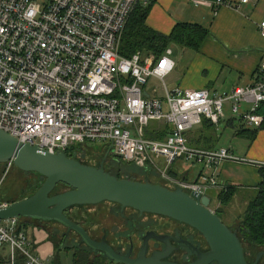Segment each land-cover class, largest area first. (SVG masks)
<instances>
[{
    "label": "built area",
    "instance_id": "1",
    "mask_svg": "<svg viewBox=\"0 0 264 264\" xmlns=\"http://www.w3.org/2000/svg\"><path fill=\"white\" fill-rule=\"evenodd\" d=\"M154 1L0 0V131L49 153L95 145L101 156L155 171L166 184L188 194L225 192L217 166L243 160L226 148L190 149L187 134L204 120L218 130L225 106L246 128L259 129L264 61L256 82L230 92L169 89L166 79L175 69L170 49L158 58L119 53L134 9ZM189 1L214 13L233 7L228 0ZM257 28L264 40V20ZM163 126L170 129L163 140L147 137L149 131L159 134ZM179 158L201 167L195 182L168 174ZM7 205L0 202V209ZM3 248L9 252L6 264H16L17 255L25 264H42L18 219L0 221Z\"/></svg>",
    "mask_w": 264,
    "mask_h": 264
},
{
    "label": "crops",
    "instance_id": "2",
    "mask_svg": "<svg viewBox=\"0 0 264 264\" xmlns=\"http://www.w3.org/2000/svg\"><path fill=\"white\" fill-rule=\"evenodd\" d=\"M228 1L232 2L233 7L219 8L216 13L207 5L196 6L189 0H155L151 4L145 23L154 32L168 36L176 24L196 25L208 31L199 51L193 52V55L189 50L171 44L181 50L184 60L181 57L177 61L173 60L174 71L177 69L178 74L174 80L170 79L169 89L181 87L225 93L235 87H245L256 82L259 65L264 61V40L260 38L257 28L264 20V0H250L246 4L239 3L238 0ZM237 5L238 9L235 8ZM233 120L225 118L222 123V128L231 130L229 137L234 139L226 149L243 162H222L216 171L220 182L234 191L228 206L237 195L257 192L260 182L258 171L264 166V129L259 130L250 142L246 132L251 130L237 128V123ZM196 127L197 130L193 128L187 134L190 149L209 152L223 147L216 146L222 136L214 134L215 129L207 121L204 120ZM211 130L214 132H210ZM240 131L246 132L239 135ZM190 163L182 172L172 169V166L168 174L179 181L195 182L201 173V167L196 169L197 164L192 161ZM144 173L149 175V171ZM165 186L170 187V184ZM211 191H215L216 195L220 193L216 189H209L206 195ZM227 218L232 223L236 221L230 214ZM19 227L30 242L31 252L42 264H73L74 256L84 247L79 244L77 235H67L65 228L55 223L20 219ZM111 244H115L113 239ZM8 256V249H0V264H6ZM95 257L102 258L90 253V260ZM16 264H25L21 255H17Z\"/></svg>",
    "mask_w": 264,
    "mask_h": 264
},
{
    "label": "water",
    "instance_id": "3",
    "mask_svg": "<svg viewBox=\"0 0 264 264\" xmlns=\"http://www.w3.org/2000/svg\"><path fill=\"white\" fill-rule=\"evenodd\" d=\"M9 162H12L14 170L39 175L43 182L30 197L0 209V221L32 219L57 222L67 232L76 234L80 245L114 264H258L264 258V251H260L252 263L245 260L237 234L209 210L210 198L207 195L188 194L180 188L169 189L147 180L141 182L118 179L105 172L101 165L94 167L83 164L67 157L64 152L49 153L36 146L21 143L0 131V165ZM60 184L68 190L53 195ZM103 203L182 224L202 237L207 251L200 252L187 240H175L177 244L187 248L193 260L169 261L170 255L178 251L170 244L172 238L147 232L136 257L131 258L132 249L127 253H117L104 239H93L84 228L65 215L73 207ZM149 240L163 244L164 250L146 256Z\"/></svg>",
    "mask_w": 264,
    "mask_h": 264
},
{
    "label": "trees",
    "instance_id": "4",
    "mask_svg": "<svg viewBox=\"0 0 264 264\" xmlns=\"http://www.w3.org/2000/svg\"><path fill=\"white\" fill-rule=\"evenodd\" d=\"M151 4L147 6L139 5L132 12L127 22V25L125 27V30L123 32L121 41H120L119 53L121 56L128 58L137 53H145V54H153L155 57L158 58L164 53V51L171 44L177 45L180 48H183V49H186L192 52L199 51L204 39L208 35L207 30L199 26H196V25L176 24V26L173 28L172 32L168 36H164L157 32H154L150 30L146 26V23H145ZM257 114L263 117V123L259 129H254V130H251L250 132H246V131L238 132L239 135H243L244 132H246L247 137L249 138L250 142L254 140L259 130L264 129V103L260 105L259 109L257 110ZM155 126L156 125H153V127L151 128V131L152 129H154ZM169 130L170 129L168 126H163L161 127V131L159 134L154 135L150 133L149 131L147 133V137L153 140H158V141L163 140V138L165 137V135H167ZM84 148H87L85 150H89L90 152H92L93 155L98 157L97 163H95L94 165L93 164H86V165H91L94 167H98L101 165L105 172L109 173L112 176H115L118 179H131L134 181H141V182L147 180L148 182L152 184L162 185L159 182H155L151 180L149 175L145 174L143 170H140L136 168L135 166L129 163H126L124 161H121V160H118L117 163L113 162V167L110 170L105 169L102 163L99 164L100 159L105 158V156H100L101 149L95 145L93 146L75 145L69 151H66L65 154L67 155V157L73 158L80 162V160L77 157H75L74 153L75 154L79 153L82 150H84ZM127 167L129 170H131V173L129 174H128V171L126 170ZM15 171H18V170H15ZM132 173H134L135 176L141 174L143 175L142 176L143 178H141V180H138V179L136 180ZM258 174L260 177V182L258 184L255 197L248 203V206L244 214L239 219L237 225L234 228L228 227L231 231L237 234V237L243 247V251H244V244H248L251 247L258 249L257 253L260 251H264V166L260 167ZM32 175L35 177V179H33V181L30 182L29 185L26 186V188L21 192V195L17 199H13L10 203L28 198L31 195H33L35 191L38 190L41 183L43 182V178H41L39 175H36V174H32ZM58 186L59 185H57V187ZM162 186H165V185H162ZM169 189H174V188H169ZM55 190L52 193L53 195L57 194L55 193ZM226 190L227 191L220 192L217 195V199H218V202L221 208L227 207L228 204L231 202L233 195H234V191L230 187L227 188ZM103 204H100L97 206L73 207L74 209L84 208V209H87L89 213H92L91 218H94L95 220L97 219L96 221L90 219L92 227H94L92 228L93 230L92 229L89 230L86 226H83V224L75 221L71 217L70 211L73 208L69 209L65 213V215L71 221H73L74 223L84 228L87 231V233L90 235V237L95 239L93 235L96 234L95 232L96 229L99 228L101 223L103 224V221L106 220V218L109 215L115 214L116 212V207H112V206H117V205L106 203V204H110L111 207H109L108 209L106 208L104 210H101L100 213L96 214V217H95V213L93 212L98 211L101 208V206H103ZM117 208H118L117 211L119 212L120 207L117 206ZM216 215L220 217V219H222L218 213H216ZM46 223H55L61 226L57 222H46ZM102 238L106 241V243H108L112 247V244L109 241H107L105 236H102L99 240H101ZM90 253L92 254L93 252L88 247L84 246L82 250L77 252L76 255L74 256L73 264H104V263L114 264L113 262H109L103 256H101L102 258L95 257L90 260ZM248 263H251V262H248Z\"/></svg>",
    "mask_w": 264,
    "mask_h": 264
},
{
    "label": "rangeland",
    "instance_id": "5",
    "mask_svg": "<svg viewBox=\"0 0 264 264\" xmlns=\"http://www.w3.org/2000/svg\"><path fill=\"white\" fill-rule=\"evenodd\" d=\"M170 50L172 51V57H171L172 60L177 61L178 58L182 56V54L180 53L181 50L179 48H177L176 46L171 45ZM189 53H191L193 55L192 51H189ZM182 57L184 58V56H182ZM155 58H157V57H155ZM183 58H182V60H184ZM172 73L170 74L171 76L169 75L170 77L168 76L166 79V85L168 88H170V79L174 80L176 78V74H178L177 69H176V71H173ZM224 116H225V118H232V116L228 112V109L226 106L224 107ZM233 121H234V123H237V125H236L237 128H242L245 130L248 129L241 122H239L236 117H234ZM222 127H223V124L220 123V125L218 126V130L217 129L215 130L216 133L213 130H211L210 132H214V134H216V135L220 134V137L222 136L221 139H218L216 146L222 145L224 148H228L231 146V144L229 142L230 141L232 142L234 139H231V137H229L231 130H229V128H222ZM194 128H195L194 130H197L198 127H194ZM212 128H210V129H212ZM249 130H251V129H249ZM85 149H87V148H84V150H82L81 152L76 153V156L81 160V162L83 164H93V165L95 163H97L98 157L93 155L92 152H90L89 150H85ZM108 161L109 162H107V164H105L104 167H105V169L110 170L113 167V162H111V160H109V159H108ZM116 163H117V161H116ZM189 164H191V163L190 162H184L182 160L180 161V158H179L176 161V163L172 169L178 170L179 172H182V171H184L185 168L189 167ZM198 168H200V166H198V164H197L196 169H198ZM126 170L128 171V174L131 173V170H129L128 167L126 168ZM132 174L136 180L137 179L141 180V178H143L142 177L143 175H141V174L137 175V176H135L134 173H132ZM149 177L151 180H153L155 182H159L162 185L166 184L165 181L160 178V175L155 171H149ZM33 179H35V177L32 174H24V173H21L19 171H15L12 166H8L6 164L0 165V202L3 203L4 205H7L13 199H17L21 195V192L26 188L27 185H29L30 182L33 181ZM169 188H174V187L170 186ZM66 190H68L66 187L59 185L56 188L55 193H62ZM218 194L219 193H217V195ZM217 195L215 194V191H211V192L207 193V196L211 199V203L209 205V210L214 212L215 214L218 213L221 216V218H222L221 220L225 226H227V227L231 226L232 228H234L237 225V223H238L239 219L241 218V216L243 215V213L245 212V210L247 208V202L251 201L255 197L256 192H254V191L248 192V193L244 192V194L237 195L234 197L232 203L229 206L224 207V208L220 207V204H219L218 199H217ZM109 207H111L110 204H106V203L103 204V206H101V208L99 210L96 209L98 211L93 212V213H95V217H96V214H99L101 210H104L106 208L108 209ZM228 214L231 215V218H236V221H234V223L229 221V219L227 218ZM70 215L75 221L83 224V226H86L89 230L94 228V227H92L90 219H92V220H95V219L91 218L92 213H89L87 209H84V208L74 209L73 208L70 211ZM180 227H184V228L189 229L188 227H185V226H180ZM187 229H185V231H184L185 234L187 233V231L193 232V233L195 232V231H191L190 229L189 230H187ZM195 235H197V234H195ZM201 242H203V241H201ZM257 251H258V249H255L248 244H244V255H245V258L248 262H251V263L253 262ZM258 264H264V259H262Z\"/></svg>",
    "mask_w": 264,
    "mask_h": 264
},
{
    "label": "flooded vegetation",
    "instance_id": "6",
    "mask_svg": "<svg viewBox=\"0 0 264 264\" xmlns=\"http://www.w3.org/2000/svg\"><path fill=\"white\" fill-rule=\"evenodd\" d=\"M109 160H111V162H118V160L115 158H111ZM107 162H109L108 159L103 158L100 159L99 164L102 163L103 165H105L107 164ZM112 207H116L115 214L109 215L106 220L103 221V224L101 223L100 226L98 225L99 228L95 231L96 236H93L98 240L102 236H105L107 241H109L110 243L113 239L115 244H112V248L117 253H127L130 249H132L130 257L135 258L138 250L141 247L143 236L147 232H154V234L156 235H165L172 238L170 240V244L173 247L177 248L178 251L173 252L170 255V257L168 258L169 261L183 262L193 260V257L187 250V248L182 244H177L175 240H187L194 246H196L200 252L207 251V246L201 236L196 231V233H194L197 235L189 231H187V233L185 234L184 231L187 228L180 227L184 226L182 224H178L163 217L148 214L140 215L139 213L130 209L121 210L119 208L118 212L117 206ZM190 230L194 231L192 229ZM65 231L67 235L71 233L67 232L66 229ZM164 248L165 246L163 244L154 242L153 240H149L146 256L151 255L153 252H161L164 250ZM97 256L101 255L97 254Z\"/></svg>",
    "mask_w": 264,
    "mask_h": 264
}]
</instances>
